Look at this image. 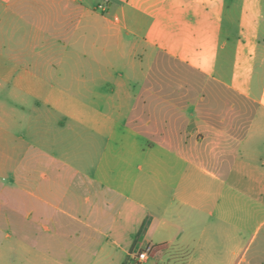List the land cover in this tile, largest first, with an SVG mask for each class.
I'll use <instances>...</instances> for the list:
<instances>
[{"label": "crops", "instance_id": "1", "mask_svg": "<svg viewBox=\"0 0 264 264\" xmlns=\"http://www.w3.org/2000/svg\"><path fill=\"white\" fill-rule=\"evenodd\" d=\"M101 1L0 0V264H264V0ZM160 55L247 98L245 129L191 104L149 138Z\"/></svg>", "mask_w": 264, "mask_h": 264}, {"label": "rangeland", "instance_id": "2", "mask_svg": "<svg viewBox=\"0 0 264 264\" xmlns=\"http://www.w3.org/2000/svg\"><path fill=\"white\" fill-rule=\"evenodd\" d=\"M234 2L237 6L239 0H234ZM99 11L103 13L101 10ZM228 29L225 37L229 39L226 44L227 66L229 67L236 26L233 23ZM145 82L140 93V103L148 101V104H139L133 113V118L135 124L152 139H156L158 114L166 115L173 120L163 123L167 135L184 134L190 128L187 108L191 104H196L201 115L214 121L221 118L220 114H225L229 128L237 130L245 129L253 111V105L247 98L238 99L230 92L218 88L213 81H208L184 64L165 55H160L158 60L153 63ZM158 99H163L166 102L165 106H157ZM232 100H237L242 109L237 111L231 109Z\"/></svg>", "mask_w": 264, "mask_h": 264}, {"label": "built area", "instance_id": "3", "mask_svg": "<svg viewBox=\"0 0 264 264\" xmlns=\"http://www.w3.org/2000/svg\"><path fill=\"white\" fill-rule=\"evenodd\" d=\"M109 0H102L98 4V9L105 12L108 8ZM149 256L146 249H140L136 253H132L126 264H145Z\"/></svg>", "mask_w": 264, "mask_h": 264}]
</instances>
